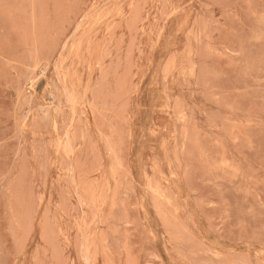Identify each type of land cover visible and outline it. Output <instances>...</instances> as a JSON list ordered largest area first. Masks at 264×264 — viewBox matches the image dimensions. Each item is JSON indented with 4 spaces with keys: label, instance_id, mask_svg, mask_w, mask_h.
<instances>
[{
    "label": "rangeland",
    "instance_id": "1",
    "mask_svg": "<svg viewBox=\"0 0 264 264\" xmlns=\"http://www.w3.org/2000/svg\"><path fill=\"white\" fill-rule=\"evenodd\" d=\"M0 264H264V0H0Z\"/></svg>",
    "mask_w": 264,
    "mask_h": 264
}]
</instances>
